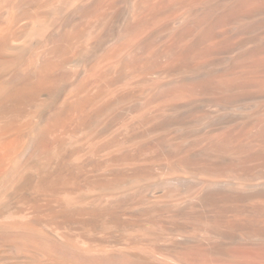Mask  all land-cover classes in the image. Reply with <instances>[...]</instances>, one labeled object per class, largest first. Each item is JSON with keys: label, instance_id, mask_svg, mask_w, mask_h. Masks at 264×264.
I'll list each match as a JSON object with an SVG mask.
<instances>
[{"label": "bare ground", "instance_id": "bare-ground-1", "mask_svg": "<svg viewBox=\"0 0 264 264\" xmlns=\"http://www.w3.org/2000/svg\"><path fill=\"white\" fill-rule=\"evenodd\" d=\"M0 264H264V0H0Z\"/></svg>", "mask_w": 264, "mask_h": 264}]
</instances>
